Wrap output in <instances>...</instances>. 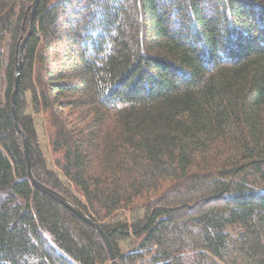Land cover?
I'll return each instance as SVG.
<instances>
[{"label":"trees","instance_id":"obj_1","mask_svg":"<svg viewBox=\"0 0 264 264\" xmlns=\"http://www.w3.org/2000/svg\"><path fill=\"white\" fill-rule=\"evenodd\" d=\"M34 3L0 0V264H111L29 177ZM17 115L118 264H264V0H41Z\"/></svg>","mask_w":264,"mask_h":264},{"label":"water","instance_id":"obj_2","mask_svg":"<svg viewBox=\"0 0 264 264\" xmlns=\"http://www.w3.org/2000/svg\"><path fill=\"white\" fill-rule=\"evenodd\" d=\"M40 2H41V0H35V3L33 5L32 17H31V28H30V32L28 33V35L26 36V38L24 39V41H23V43H22V45L20 47L19 63H18V66H17V73H16V76H15V89H14L13 96H12V109H13V114H14V118H15V125H16V128H17L18 132L23 137V141H24V152H25V157H26V160L28 162V168H29V177H30L31 181L33 182V184L39 190H41L43 193L47 194L48 196L52 197L53 199H55L60 204L64 205L67 209H69L75 215H77L81 220H83L89 226H91L92 228H94L98 232V234L103 238V240L105 241V243L107 245V248L109 250L110 257H111V264H118V260L116 258L115 253H114L112 244H111L108 236L105 234V232L101 228V225L99 223H97V222H94L87 215L83 214L80 209H78L74 204H72L70 201H68L65 197L61 196L60 194H58L54 190L49 189L48 187L40 184L34 178V175H33L32 163H31V158H30V144H29V139L22 132V130H21L20 126H19V123H18L17 97H18V93H19V89H20V79H21V74H22V70H23V54H24V48H25V45H26L28 39L30 38V36L33 33L35 15H36V12L38 10V7H39Z\"/></svg>","mask_w":264,"mask_h":264}]
</instances>
